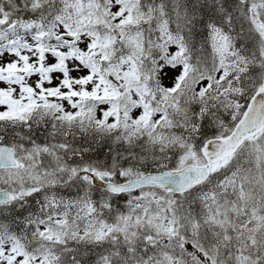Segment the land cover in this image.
I'll list each match as a JSON object with an SVG mask.
<instances>
[{
    "label": "snow or ice",
    "instance_id": "6c2138e0",
    "mask_svg": "<svg viewBox=\"0 0 264 264\" xmlns=\"http://www.w3.org/2000/svg\"><path fill=\"white\" fill-rule=\"evenodd\" d=\"M0 264H264V0H0Z\"/></svg>",
    "mask_w": 264,
    "mask_h": 264
}]
</instances>
